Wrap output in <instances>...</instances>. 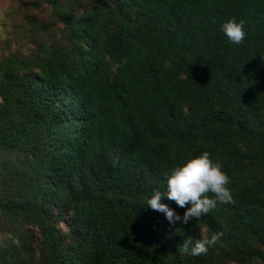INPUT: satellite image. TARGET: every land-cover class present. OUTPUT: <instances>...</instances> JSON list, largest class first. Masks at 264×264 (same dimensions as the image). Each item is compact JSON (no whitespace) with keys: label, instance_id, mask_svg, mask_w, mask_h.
<instances>
[{"label":"trees","instance_id":"16d2710c","mask_svg":"<svg viewBox=\"0 0 264 264\" xmlns=\"http://www.w3.org/2000/svg\"><path fill=\"white\" fill-rule=\"evenodd\" d=\"M4 12L0 264H264V0ZM232 17L246 21L238 45L221 30ZM203 151L233 200L172 223L146 201ZM213 236L206 253L184 251Z\"/></svg>","mask_w":264,"mask_h":264},{"label":"clouds","instance_id":"9594fccd","mask_svg":"<svg viewBox=\"0 0 264 264\" xmlns=\"http://www.w3.org/2000/svg\"><path fill=\"white\" fill-rule=\"evenodd\" d=\"M245 23L244 19L237 20L232 17L221 25V30L231 43L238 45L247 35ZM230 180L221 164L212 159V154L203 151L199 155L186 157L171 168L166 178L167 191L154 190L146 204L165 213L172 223L181 221L187 224L191 219L207 214L218 202L227 203L233 200V193L229 187ZM165 196L186 208L183 216L168 204L161 202ZM214 241V236L209 239H196L194 244L192 241H186L183 245L184 251L198 256L206 253Z\"/></svg>","mask_w":264,"mask_h":264},{"label":"rangeland","instance_id":"374dc122","mask_svg":"<svg viewBox=\"0 0 264 264\" xmlns=\"http://www.w3.org/2000/svg\"><path fill=\"white\" fill-rule=\"evenodd\" d=\"M20 0H0V22L4 19L6 10H13ZM2 28L0 25V39H2ZM2 47V42L0 41V48Z\"/></svg>","mask_w":264,"mask_h":264}]
</instances>
